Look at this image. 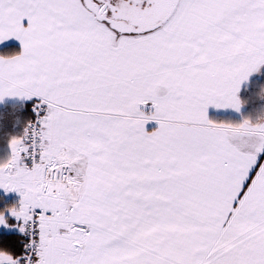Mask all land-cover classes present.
Masks as SVG:
<instances>
[{
    "label": "snow or ice",
    "instance_id": "6c2138e0",
    "mask_svg": "<svg viewBox=\"0 0 264 264\" xmlns=\"http://www.w3.org/2000/svg\"><path fill=\"white\" fill-rule=\"evenodd\" d=\"M0 264H264V0H0Z\"/></svg>",
    "mask_w": 264,
    "mask_h": 264
}]
</instances>
